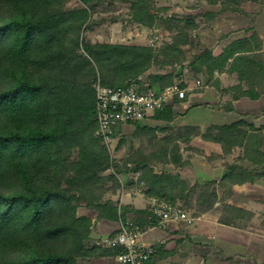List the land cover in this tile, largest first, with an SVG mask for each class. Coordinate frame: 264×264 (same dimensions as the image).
<instances>
[{"label":"trees","instance_id":"16d2710c","mask_svg":"<svg viewBox=\"0 0 264 264\" xmlns=\"http://www.w3.org/2000/svg\"><path fill=\"white\" fill-rule=\"evenodd\" d=\"M68 1L0 0V264H88L114 257L116 251L102 249L93 238L98 222L120 219L113 196L121 185L111 168L126 176L131 163L132 171L141 173L138 183L149 189V196L172 204L181 198L188 203L197 191V186L164 169L170 163L178 169L189 165L179 155V147L171 149L168 140L161 147L158 170L153 158L142 154L124 164L111 163L107 148L96 136L98 74L102 86L118 88L149 71L156 54L148 46L82 39L93 0H80L82 6L76 10L66 8ZM208 1L221 2L225 11L243 12L236 6L242 0ZM132 7L135 23L152 25L153 20H146L150 10L145 0H134ZM188 43L187 33L177 36L158 54L163 56L162 65H182L183 45ZM261 46L260 38L254 36L232 43L218 57L206 51L196 63L207 68L211 78L228 72L241 84L248 82L249 90L242 97L259 100L264 94ZM182 73L183 68L164 76L149 75V80L160 92L177 79L182 81ZM182 87L186 86L182 83ZM153 118L171 125L173 106ZM135 125L138 134L148 130ZM240 126L246 125L240 121L213 126L203 137L219 143L224 157L234 148L243 149L239 162L223 177L231 187L253 184L258 178L255 172L264 167V127L248 126L250 131L238 137ZM121 130L116 129L115 136ZM181 131L188 144L200 134L198 127L190 125ZM218 198L217 192L204 193L197 202V217L215 210ZM82 206L97 213L95 222L79 214ZM245 214L250 215L225 204L218 221L242 228ZM121 217L132 219L143 230L159 224L148 209L124 207Z\"/></svg>","mask_w":264,"mask_h":264},{"label":"rangeland","instance_id":"374dc122","mask_svg":"<svg viewBox=\"0 0 264 264\" xmlns=\"http://www.w3.org/2000/svg\"><path fill=\"white\" fill-rule=\"evenodd\" d=\"M133 1L134 0H93L89 5L91 17L82 30V39L84 38L85 40H90L94 44H136L152 48L154 50V53L156 54V60L152 68L149 71L143 73L146 75L164 76L170 73L173 74L177 70L182 71L183 68L182 80H186L189 83L190 88H192L191 91H189L187 94H203L200 99L201 105L199 107H206L208 109H211L212 111L220 112L221 114L217 115V121L225 123L222 125L212 124L206 126L204 134L208 132V129L210 127L234 125L240 121L243 122L246 126H240L237 129L236 136L238 137H241V135H243L245 132L248 133L250 131L251 128H248V126L256 128L264 127V94L259 100H252L258 101L257 103H253L249 107L245 106V104L242 106L241 104L240 106H238V109H235L234 102L242 99L251 100L250 98L242 97V93L249 90V83L245 82L241 84L238 80V84L230 86L232 82H229V78L226 77V82L222 85V82L220 81L221 79H219L218 77L216 78V75L211 78L207 71V68L201 69L200 66L196 63V59L206 51H211L214 55V48L218 47L220 45L219 42L226 35H229L234 29H236V27H247L248 25H245L248 24V21H252V18L253 20L256 19V15L252 11V9H244V6L250 1L242 0L240 1V4H236L237 8L243 11L236 12L232 10L225 11L223 10L221 2L218 5H212L208 0H145V4L149 6L150 10L149 16L147 17V19L145 17V19L150 22L153 20L152 25L148 24V26H143L141 24L135 23V21L132 20ZM81 6L82 4L80 0H70L66 4V8L71 10H76ZM237 14L242 15L243 19L235 22L236 24L234 23L233 25H230L229 23H219L218 21L219 17L228 20L225 17H234ZM237 23H239V25ZM254 29L255 28L252 26L250 27V25L248 28L243 29V34L248 35L245 39H251L254 36H258L261 40L262 52L264 53V40L261 38V36L256 33L249 36V33H251V31L253 32ZM183 32L189 35V43L183 45L184 59L182 61V65H162V62L164 60L163 56H159L158 54L162 55L166 46L172 44L174 39ZM228 32L229 34H225ZM156 38L158 39L156 40ZM214 56L218 57L220 55ZM233 76L237 77L236 75ZM99 80L100 74H98V81ZM177 80V82H182L179 81V79ZM198 80L200 81V85H197L196 83ZM174 112L175 119L171 125H168L165 122L159 121L157 119H152L156 122L154 121L153 124L151 123L150 127L149 125H147L148 127H144V125H146V122L139 124L141 127L148 129L145 133L138 134L136 125H127L123 127L121 132H119L115 136L114 141L112 142L110 147L111 150H109L108 147L104 145L110 155L111 163L124 164L126 161L132 159L133 157L142 154L143 156H146L148 158H153L152 163L157 167L156 169L158 170V156L160 155L161 147L165 146L166 143L164 142L166 140H168L169 143L172 144L170 145L171 149H173L174 146L179 147V155L181 156H183V149L185 151L192 150V148L190 147L191 142L189 144L186 143V136L180 134L183 133L181 131V128H183L184 126H179L180 124L178 116H181L183 114L181 111ZM198 128L200 130V134L198 135H201V128ZM204 134L202 135V138L204 137ZM198 135L193 137L192 141L196 137H198ZM242 156L243 149L238 147L234 148L230 156L224 157L226 162V168L224 169L225 171L223 170L224 176L229 167L232 164L239 162V158H241ZM190 158L191 157H189V155L187 154L186 162H188V159ZM220 163L222 167V164L224 163L222 161ZM246 164L248 165L247 167L250 166L249 163ZM130 165L131 171L126 176L116 174L113 168H111V172L116 175L119 182L120 179H123L125 184L127 185L126 187H132L133 189H135L137 185L140 184L132 178L131 174L137 172L132 171L133 166L130 163L128 167ZM241 165L246 166L243 160H241ZM160 168L161 167H159V169ZM168 168L169 167L164 166V169L167 172H171V170H169ZM216 168H218V170H216L217 173H220L222 171V169L219 170L220 167ZM172 172H175V170H173ZM255 174L258 175V178L254 183L260 181L261 184V186L259 187L260 193L258 195V209L256 214H254L250 210L240 208L250 213V215L245 214V217L241 218L240 224L242 225L241 229L246 230L249 229V227H252L258 228L259 231L264 232V167L258 168ZM223 177L220 180V184L217 185V188H214V181L212 182L208 180H206L202 185L192 184L197 186V191L192 194L193 198L188 203L185 201V199L181 198L173 204H180L188 212L190 217L194 219V222H197L199 220V217H203V215L197 217V211L199 209V207L197 206L198 200H200L201 196L204 195V193H213L217 192V190H221V195L217 200L218 203L215 205V210L212 211V215L218 218V216H220V212L223 211V206L225 204L231 205L229 202L234 203V201H239L236 199L234 200L232 193L233 188L226 182H224ZM126 179H128L129 182ZM120 185L121 188L119 193H117L118 198L116 202H118L121 193V182ZM246 185L249 186L250 184ZM250 192L251 191L248 190L247 194H250ZM137 201L138 202H136V205L140 208L142 206V202H140V200ZM246 201L250 200L247 199ZM219 203L223 204L218 205ZM78 212L80 215L95 219V221L97 220V213L83 206L79 208ZM96 241L97 240H94V242ZM259 258L263 259L262 256ZM91 261H88V264Z\"/></svg>","mask_w":264,"mask_h":264},{"label":"crops","instance_id":"0c3cea01","mask_svg":"<svg viewBox=\"0 0 264 264\" xmlns=\"http://www.w3.org/2000/svg\"><path fill=\"white\" fill-rule=\"evenodd\" d=\"M244 7L246 10L252 9L256 15V19L253 20L252 18V21H248V24L245 25H248L247 27H236L230 34L229 32L225 33L229 35H226L219 42L220 45L214 48V55H221L226 47L234 42L245 39L248 35L243 34V29L248 28L249 25L255 28L253 32L251 31L249 33V36L256 33L264 40V2L255 4L250 1ZM225 18L228 20L219 17V23L233 25L235 22L243 19V16L237 14L234 17ZM237 24L239 25V23ZM228 74L227 72L217 73L216 78L221 79L222 85L226 82L227 78H229V82H232L230 86L238 84V78ZM182 83L190 88L186 80H182ZM196 83L198 85L200 81L198 80ZM202 96L203 94L190 93L183 100L171 102L170 105H173L174 111H181L183 114L178 116L179 126L190 125L200 127L202 134L198 135L191 142L190 147L192 150H182L183 160H187V154L191 157L188 159L189 165L187 167L178 169L172 163L167 164L166 167H169L168 169L171 170V173L179 174L183 180H189L192 184L202 185L208 180L214 181V188H217V185L220 184V180L224 176L223 170L226 168L223 149L219 143L204 140L202 135L206 130V126L212 124L222 125L225 123L217 121V115H220V112L212 111L206 107H199ZM257 102L242 99L234 102V107L238 109V106L241 104L242 106L245 104V106L249 107L251 104ZM153 117L154 115L145 121L146 125L144 127H148L147 125L150 127L151 123H154L155 120H152L154 119ZM221 161L224 163L222 167ZM216 167H220L219 170L222 169V171L217 173L216 170L218 168ZM173 170L175 172H172ZM138 186L141 187V185H137L135 189L132 187L128 188L127 192L129 195L124 199L123 208L129 207L134 210H146L149 208V198H151L149 196V190L144 185L143 193L135 195ZM260 186V181L249 186L234 185L232 187L233 198L239 201L229 203L237 208L250 210L256 214L259 205L258 195L260 193ZM248 190L251 191L250 194H247ZM220 191L217 190L219 197L221 195ZM117 198L118 195L113 199L116 201ZM247 199L250 201H246ZM137 200L142 202L140 208L136 205ZM198 219L197 222L191 224L163 223L146 229L143 242L146 245L153 246L157 252L150 264H230L229 260H234L238 264H264V232L259 231L258 228L249 227V229L245 230L221 224L218 222V218L212 215V212L204 214L202 218L199 217ZM92 220L95 221V219ZM117 227L118 222H98L93 233L94 240L115 234ZM261 256L263 259L259 258ZM89 264H116V262L114 257H107L92 260Z\"/></svg>","mask_w":264,"mask_h":264},{"label":"built area","instance_id":"2783aa9c","mask_svg":"<svg viewBox=\"0 0 264 264\" xmlns=\"http://www.w3.org/2000/svg\"><path fill=\"white\" fill-rule=\"evenodd\" d=\"M95 90L98 124L96 136L111 150L116 129L141 124L156 112H164L171 102L185 99L190 88L182 87V82L176 81L172 86L158 92L152 88L149 75L142 74L139 78L130 80L118 88L104 87L99 80L95 84ZM129 167L131 168V165ZM131 175L138 183L140 173ZM120 182L122 189L117 204L120 216L117 230L113 235L97 239L95 243L102 249L116 251L114 256L116 264H150L157 252L153 246L143 242L145 230L132 219L121 217L124 199L129 194L124 180L120 179ZM140 185L135 195L143 193L144 184ZM148 211L150 218L159 220V224L194 222L180 204H172L159 197L149 198Z\"/></svg>","mask_w":264,"mask_h":264}]
</instances>
